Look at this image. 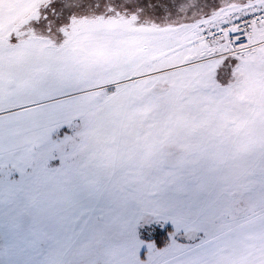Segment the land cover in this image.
Listing matches in <instances>:
<instances>
[{"label": "snow or ice", "instance_id": "obj_1", "mask_svg": "<svg viewBox=\"0 0 264 264\" xmlns=\"http://www.w3.org/2000/svg\"><path fill=\"white\" fill-rule=\"evenodd\" d=\"M0 264H264V0H0Z\"/></svg>", "mask_w": 264, "mask_h": 264}, {"label": "trees", "instance_id": "obj_2", "mask_svg": "<svg viewBox=\"0 0 264 264\" xmlns=\"http://www.w3.org/2000/svg\"><path fill=\"white\" fill-rule=\"evenodd\" d=\"M160 238H161V239H163V238H164V236H163V233H161V236H160Z\"/></svg>", "mask_w": 264, "mask_h": 264}]
</instances>
